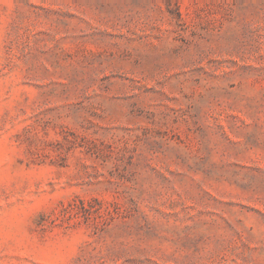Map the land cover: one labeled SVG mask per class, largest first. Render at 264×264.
Returning a JSON list of instances; mask_svg holds the SVG:
<instances>
[{
  "label": "rangeland",
  "instance_id": "rangeland-1",
  "mask_svg": "<svg viewBox=\"0 0 264 264\" xmlns=\"http://www.w3.org/2000/svg\"><path fill=\"white\" fill-rule=\"evenodd\" d=\"M0 264H264V0H0Z\"/></svg>",
  "mask_w": 264,
  "mask_h": 264
}]
</instances>
